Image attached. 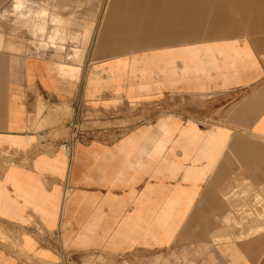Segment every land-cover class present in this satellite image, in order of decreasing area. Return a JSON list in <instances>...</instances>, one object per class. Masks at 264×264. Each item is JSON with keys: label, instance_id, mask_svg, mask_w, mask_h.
Returning <instances> with one entry per match:
<instances>
[{"label": "crops", "instance_id": "obj_1", "mask_svg": "<svg viewBox=\"0 0 264 264\" xmlns=\"http://www.w3.org/2000/svg\"><path fill=\"white\" fill-rule=\"evenodd\" d=\"M27 1L37 46L0 32V264H228L205 236L264 185V0Z\"/></svg>", "mask_w": 264, "mask_h": 264}, {"label": "rangeland", "instance_id": "obj_2", "mask_svg": "<svg viewBox=\"0 0 264 264\" xmlns=\"http://www.w3.org/2000/svg\"><path fill=\"white\" fill-rule=\"evenodd\" d=\"M27 0H16V4L13 7L7 8L5 5L3 10H0V32L3 35H9L12 40L18 44L26 43L29 45L38 44V32L39 22L36 18L41 13H36L39 10L37 7L30 4ZM16 5H20L19 9H16ZM44 14V13H42ZM10 24L8 25V20ZM9 29V33L8 30ZM22 30H25L26 37H19ZM42 30H44V24H42ZM1 43L7 41V38L0 36ZM139 118H132L127 122H122L124 125L135 124L139 121ZM112 125H118L120 122H112ZM76 129V128H75ZM264 145V141H260ZM233 200L241 203L242 207L237 214L227 215L222 219V225L226 226L223 229L207 230L206 241L207 243L217 244L218 253L222 259L228 264H248V258L246 253L248 251L246 247L251 242V236L254 231H260L256 234L258 238L264 235V185L258 182L244 181L238 183L235 189H232ZM228 200H231L228 198ZM238 227V228H232ZM244 226H251L253 228H243ZM7 229L5 226L0 228V239H5ZM20 235H18L19 237ZM251 238V239H250ZM237 247L244 254L241 258H236L233 249ZM18 245L15 249L17 250ZM255 261L253 264H264V249L256 251L254 254Z\"/></svg>", "mask_w": 264, "mask_h": 264}, {"label": "clouds", "instance_id": "obj_3", "mask_svg": "<svg viewBox=\"0 0 264 264\" xmlns=\"http://www.w3.org/2000/svg\"><path fill=\"white\" fill-rule=\"evenodd\" d=\"M16 7H17V8H19V7H20V5H16Z\"/></svg>", "mask_w": 264, "mask_h": 264}, {"label": "bare ground", "instance_id": "obj_4", "mask_svg": "<svg viewBox=\"0 0 264 264\" xmlns=\"http://www.w3.org/2000/svg\"><path fill=\"white\" fill-rule=\"evenodd\" d=\"M111 139V138H110Z\"/></svg>", "mask_w": 264, "mask_h": 264}]
</instances>
